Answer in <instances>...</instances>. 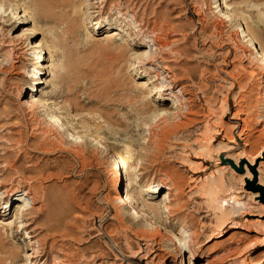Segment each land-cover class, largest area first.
Instances as JSON below:
<instances>
[{
    "label": "rangeland",
    "instance_id": "obj_1",
    "mask_svg": "<svg viewBox=\"0 0 264 264\" xmlns=\"http://www.w3.org/2000/svg\"><path fill=\"white\" fill-rule=\"evenodd\" d=\"M227 12L230 22L223 15ZM14 14L26 15L22 25ZM244 25L254 26L249 27L258 33L256 41L264 43V0H0V141L14 144L4 146L9 151L0 214L7 212L4 220H9L20 204L31 206L30 199L24 200L31 182L33 195L46 194L63 216L56 231L53 222L38 221L46 226L33 240L34 248H27L31 239L26 231L8 233L5 242L12 244L0 246V264H180L182 258V264H220L221 257L238 248L244 255L240 260L246 257L248 264L261 259L264 245L249 247L262 240L264 223L251 222L259 218L246 214L261 210L223 217L232 210L229 195L251 205L255 200L240 175L222 162V152H214L226 131L238 138L243 123L235 120L236 112L244 110L252 149L264 153V61L257 56L258 45L241 34ZM33 27L40 29L38 34L19 36ZM119 28V41L107 42L108 32ZM153 36L167 47L143 45ZM34 41L43 42V48L30 49ZM143 50L152 60L166 54L178 74L175 94L160 68L162 60L136 61ZM35 77L44 84L33 85ZM32 85L37 92H30ZM32 95L43 108L28 103ZM176 104L179 112L170 115ZM211 127L220 134H210ZM66 129L79 139L71 142ZM86 129L104 141L85 145ZM209 134L211 157L191 165L196 152L208 154L199 145ZM120 142L137 148L132 161L135 170L142 168L139 186L131 190L125 175L119 179L116 172ZM220 166L226 169L223 186L217 188L204 179ZM42 167L40 174L28 172ZM128 190V197L156 206L154 212L117 203L118 191L125 198ZM170 212L172 238L163 223ZM16 244L20 249L12 253Z\"/></svg>",
    "mask_w": 264,
    "mask_h": 264
},
{
    "label": "bare ground",
    "instance_id": "obj_2",
    "mask_svg": "<svg viewBox=\"0 0 264 264\" xmlns=\"http://www.w3.org/2000/svg\"><path fill=\"white\" fill-rule=\"evenodd\" d=\"M213 1V0H212ZM215 2H217V1H215ZM215 2H214V4L213 5H215ZM217 4V3H216ZM212 5V4H211ZM225 5V4H224ZM219 7H220V3H219V5H218ZM218 6H212V9L213 8H217ZM227 6V5H226ZM254 6V5H253ZM220 9H223V8H220ZM225 9H226V7H225ZM230 9V8H229ZM228 10V9H227ZM226 10V11H227ZM229 11V10H228ZM26 11L24 10V14H26L25 13ZM218 12H220V11H218ZM20 15V14H14V17H13V19H15V21H17V22H19V24L20 25H22L24 22V20H22L24 17H26V15ZM223 15H225L224 17L225 18H227V21H229L230 19H231V17L232 16H230V14L227 12V13H223ZM28 16V15H27ZM233 18V17H232ZM232 20V19H231ZM236 21V20H235ZM230 22V21H229ZM248 23V22H247ZM246 23V24H247ZM244 24V23H243ZM253 25V24H252ZM242 24H241V28H242ZM245 26V25H244ZM249 26H251V25H249ZM249 26H245V28H243L240 32H241V34L244 36V38H248V42H250V44L251 43H256L257 45H258V49H256L257 50V56H259V58H261V60H263L264 61V43H262L261 44V41H256L257 40V34L258 33H254V29L253 30H251L254 26H251L252 28L250 29V27ZM258 27V26H257ZM43 28V27H42ZM255 28V27H254ZM44 29V28H43ZM257 29V28H256ZM37 30H40V29H38V28H36V27H33L31 30H29V31H31V32H29V33H25V31L23 30V31H21V34L19 35V36H23V35H27V34H31V35H34V34H38V31ZM42 31H44V30H42ZM257 31V30H256ZM255 31V32H256ZM41 32V31H40ZM49 32V31H48ZM122 32V29H120L119 28V30L118 29H114V30H111L110 32H108V34H107V36H106V39H107V42H109V43H111V42H117V41H119V37H122L121 36V33ZM242 35H240V36H242ZM257 35V36H256ZM28 36V35H27ZM262 36V35H261ZM34 36H32V38H33ZM94 38V37H93ZM148 38V37H147ZM262 40V39H261ZM146 43H153L152 45L153 46H155V45H158L159 46V48H165V47H167V45L166 44H163V43H161L160 42V40L157 38V37H155V36H153L152 37V39H149V40H145V42L143 43V45H146ZM0 44H2L1 42H0ZM30 46V49H32V50H34V49H41V48H43L42 46H44L43 45V42H41V41H34V42H31L30 44H29ZM251 46H254L253 44L251 45ZM158 49V48H157ZM29 50V49H28ZM174 52V51H173ZM176 52V51H175ZM166 54H164V53H161L160 54V56L157 58V60H162L163 61V66L162 67H160L161 69H162V72L164 73V74H166V79H170L171 81H172V83L175 85V87H173V88H170L169 90H173V93L175 94V89L177 88V86L179 85V83L176 81V79H177V77H178V74H177V70H175V69H172L171 67H170V63H171V61H169V60H167V58H166V56H165ZM36 57L37 58H35V63L34 64H37L38 62H36L39 58H40V52L39 53H37L36 54ZM152 57V56H151ZM150 57V55L146 52V51H142V52H140L138 55H137V58H136V61L137 60H141V59H143V60H150L149 62H148V60L146 61V62H148V64L149 63H154V62H156L157 60H152L153 58H151ZM42 58V57H41ZM176 59V58H175ZM39 61V60H38ZM173 61V60H172ZM132 65V64H131ZM134 65V64H133ZM133 65H132V67H133ZM38 67V66H37ZM131 67V68H132ZM36 68V67H35ZM44 69V68H43ZM130 69V68H129ZM135 68H133V70H134ZM137 69V68H136ZM41 70V69H40ZM132 70V69H131ZM231 72V71H230ZM38 73V72H37ZM36 72H34L33 73V75H36L37 74ZM230 74V73H229ZM231 74H232V72H231ZM42 75V74H41ZM44 75V74H43ZM233 75V74H232ZM161 79V78H160ZM32 82H33V85H37V86H39V85H41V84H44V82L45 81H43L42 80V78L40 77V78H33V80H32ZM238 83V82H237ZM32 85V88H31V91L30 92H37V87H35V86H33ZM173 85V86H174ZM179 94V93H178ZM170 96H174L173 94H170ZM178 97V96H177ZM240 98V97H239ZM174 99V98H173ZM242 101V100H241ZM28 103L29 104H32L33 106H35V107H37L38 109H40V108H43L41 105H43L42 104V101L41 100H37V99H35V97L32 95L31 97H30V100L28 101ZM237 104H238V102H237ZM180 105V104H179ZM179 105H175L174 107H172V113H170V115H176L178 112H177V110H180V106ZM238 105H240V104H238ZM41 106V107H40ZM40 107V108H39ZM180 107V108H179ZM239 107V106H238ZM223 108V107H222ZM239 108H237V110H238ZM170 110V109H169ZM176 110V113L174 112ZM236 110V111H237ZM161 111V113L162 114H164V115H166V114H169V112H167L166 110H160ZM181 112V111H180ZM47 113V112H46ZM210 113H212V112H210ZM237 113V116L235 117V120L236 121H241L242 123H243V127H242V129H241V132L240 133H238V138H236L235 137V135L233 134V133H231L233 130H229V127H231V125L230 126H228V129L227 130H229L228 132L229 133H231V134H229L227 131H226V133H225V135L227 136V138L225 139V141H224V143L221 145V146H219L218 148H216L215 149V151L214 152H218V151H221L222 152V154L225 156V159H224V161H226V160H232L233 162H234V164H235V166H238V164H239V162H241V164H242V167H243V169H244V171H245V174L246 175H244V177L245 178H247L248 180H250L252 177H253V175H252V172H251V170L253 169V168H256L257 167V171H258V173H261V171H262V168L264 167V153L262 154V155H259V153H260V151H258L257 150V152L256 151H254L253 149H252V145H253V136L251 135V133H250V129H248L249 128V116H247L248 114H246L245 112H244V110H239V111H237L236 112ZM213 114V113H212ZM212 114H211V116L210 117H213L212 116ZM51 115V114H50ZM53 115V114H52ZM51 115V116H52ZM214 115V114H213ZM241 115H242V118H241ZM56 115L54 114V117H55ZM52 118H53V116H52ZM51 119V118H50ZM59 119V118H58ZM218 120V119H217ZM58 120H57V117H56V122H57ZM220 121V120H219ZM259 121V120H258ZM211 121H210V119H208V125H209V123H210ZM214 122H215V120H214ZM260 122V121H259ZM53 123V122H52ZM216 123V122H215ZM226 123V122H225ZM211 124V123H210ZM218 124V123H217ZM220 124L222 125L223 123L220 121ZM212 125V124H211ZM223 125H225L226 126V124H223ZM251 125V124H250ZM216 126H218V125H216ZM220 126V125H219ZM241 126V125H240ZM221 127H223V126H221ZM252 127V126H251ZM224 128V127H223ZM226 128V127H225ZM70 129V128H69ZM69 129H66V132H67V135H68V137H70L69 139H70V141L71 142H73V141H77L79 138H75V136L73 135V134H75L74 132H73V134H68L69 133ZM252 129V128H251ZM73 130L75 131L76 130V128H74L73 127ZM224 130V129H223ZM247 130L249 131V132H247ZM254 130V129H253ZM237 131V130H236ZM211 132H215V134L217 133V134H220V133H218V130L217 129H213L212 127L210 128V134H211ZM85 135H84V137H85V141L84 142H82V141H80V143L82 142V143H84L85 145H87L88 143L89 144H91V143H96V144H101V140H103L104 141V139H102V138H100L99 136H97V135H93V133L92 132H90L88 129H86L85 130ZM236 133V132H235ZM257 133V132H256ZM114 134V133H113ZM208 135L207 137L206 136H204V137H206V140H204V141H202L201 143H200V145H199V151H204V152H208V154H206L205 156H201L200 155V153L199 152H196L195 153V155L197 156H195V157H192V159H195V161L194 162H190L189 161V163L191 164V165H193V164H195V166L198 164L199 165V160H201V159H203V157H211L210 156V151H211V146H210V144H211V135ZM206 135H207V133H206ZM221 136V135H220ZM225 136V137H226ZM72 138V139H71ZM114 138V137H113ZM223 138V137H222ZM3 139V138H2ZM117 139V138H116ZM116 139H113L112 140V142H114V141H116ZM69 141V140H68ZM87 141H88V143H87ZM105 143H109V144H111L112 142H108L106 139H105ZM140 141V140H139ZM138 142V141H137ZM136 142V144H138ZM6 143V144H5ZM61 143V142H60ZM64 143V142H63ZM115 143V142H114ZM120 143H122L121 144V147H122V150H121V152H119V154H117L118 156H116V158H117V165H116V172H117V176L119 177V179H120V173H123L124 175H125V177H126V181L128 182V184H127V186H126V188L127 189H132V188H134V187H138L139 186V182H140V179L138 178V180L136 181V179H137V177H139L140 175H141V166H139V170H135V169H137L136 167L137 166H135L134 164H135V162L134 161H132V157H133V155L134 154H132L133 153V151H135L134 149H133V147H134V145L133 144H130V143H127V142H120ZM205 143H207V145H205ZM104 144V143H103ZM136 144H135V146H136ZM8 146V148H9V146H10V148L12 147V145H14V144H9V143H7V142H5V140H3V141H0V151L2 152L1 154H0V184H1V186H2V179H1V177H3L4 175V173L6 172V170H5V163H4V161H5V159H4V157L5 156H7V154H8V151L9 150H7L6 148H4V146ZM75 145V144H74ZM108 145L106 144V147H107ZM138 146H139V148L141 147L139 144H138ZM137 147V146H136ZM247 147H249V152H247L246 153V148ZM135 148V147H134ZM39 150H41V149H39ZM3 151H6L5 153H3ZM42 151V150H41ZM137 151V150H136ZM40 152V151H39ZM116 155V154H115ZM136 155H137V153H136ZM190 155V154H189ZM194 155V154H193ZM217 155V154H216ZM219 155V154H218ZM137 158H139L140 159V153H138V156H137ZM136 158V159H137ZM83 160L84 161H87L88 160V156L87 155H84L83 156ZM134 160V159H133ZM187 160H188V158H187ZM186 160V161H187ZM218 160V159H217ZM139 161V160H138ZM215 162V161H214ZM4 163V164H3ZM223 163H225V162H223ZM2 164V165H1ZM18 164V163H17ZM216 164H218L217 162H216ZM46 165V164H45ZM225 166H228L229 167V165H227V164H225ZM12 167H14V170H16V172H18L19 173V171L16 169L17 168V166H12ZM47 167V166H46ZM8 168H10L11 169V167L9 166V167H6V169H8ZM190 168V167H189ZM198 168H199V166H198ZM43 169H44V167H42V169L41 170H28V172H32V173H38V174H40V173H42V171H43ZM224 169H226V167H222V166H220V167H218V168H215V169H213L211 172H209L207 175H206V177H205V179L204 180H206L205 182L206 183H210L212 186H215V187H217V188H219V187H221V186H223L222 184H223V172H224ZM229 169L231 170V168L229 167ZM9 170V169H8ZM12 170V169H11ZM10 170V171H11ZM232 171V170H231ZM119 172V173H118ZM15 174V173H14ZM19 175V174H18ZM124 177V176H123ZM198 181H201V179L200 180H198ZM239 181V180H238ZM258 181H259V184L260 185H263L264 186V183H262V180H261V178L260 177H258ZM6 182V181H5ZM28 183V182H27ZM205 183V184H206ZM30 185H29V187H30V189L26 192V194H25V198H24V200H31L32 201V204H31V206H28L27 207V209H24V207H23V205L24 204H20L19 206H17V209L15 210L16 212L14 213V216L12 217V219H9V220H4V218H6V217H8L9 216V214L6 212V213H4V214H0L1 215V217L3 218V220H0V225H1V227H0V246H6V245H11L12 243V241H8L7 243L5 242L6 240H7V237H6V235H9V234H11V233H17V234H19V233H23L24 231H26L27 233H28V236H26V239H31V241H30V243L28 244V249H30L31 247L32 248H34V245L36 244V242H33V240L34 239H36L37 237H39V235L42 233V231L45 229V226L46 225H43L42 224V222L41 223H39L38 224V221L39 220H41V219H43V220H46V221H48V222H53V224H51V230H53V231H56L57 230V228H58V226H59V223L61 222L60 220L62 219V217L63 216H61V217H59L60 216V209H59V207L57 206V205H55L54 204V202H53V200L50 198V197H48L46 194H42L41 196H35V195H33V193H34V191H35V186H33V184L30 182L29 183ZM204 184V185H205ZM173 186V185H172ZM207 186V185H206ZM211 186V187H212ZM214 187V188H215ZM11 188V187H10ZM6 189H8L9 191H12L11 193H15L16 194V192H14L15 191V189H9V187H6ZM166 190H168V192H171L172 191V187L171 186H169ZM216 190V189H215ZM223 190H224V188H223ZM145 191H149V189H146ZM217 191V190H216ZM152 192V195L153 194H156L157 193V191H151ZM203 192V191H202ZM43 193H45V192H43ZM126 197L124 198L123 196H122V191H121V193H120V191H118V195H117V197L115 198L116 199V202L117 203H124L126 206H128V208H130V209H132L133 211L135 210V206L136 207H140L142 210L143 209H147L146 211H148L147 213H149V211H151V212H154L152 209L153 208H155L154 206H153V204H150V203H147V204H145V203H142V202H140L138 199H137V197L136 196H129L128 197V195H129V190L126 192ZM223 194V193H222ZM167 197H169V193L166 195ZM252 196V198L254 199H256L257 197H259V195L258 194H252L251 195ZM228 199L231 201V203H233V205L231 206L232 207V210H231V212H226V213H224L223 214V217H227V216H229V215H233V213H237V212H240V211H245L246 209H250L252 206L247 202V201H238V200H235V197L233 196V195H229V197H228ZM228 199H226V200H228ZM237 199V198H236ZM240 199V198H239ZM222 202V201H221ZM225 204V203H224ZM249 204V205H248ZM40 205V206H39ZM155 205V204H154ZM158 206V205H157ZM159 207V206H158ZM11 208V207H10ZM26 208V207H25ZM222 208V207H221ZM260 208H262V206H260ZM158 209V208H157ZM223 209V208H222ZM230 209V208H229ZM144 211V210H143ZM145 211V212H146ZM233 212V213H232ZM249 212V211H248ZM136 213H137V211H136ZM157 214V213H156ZM249 215H253V214H250V213H248ZM263 214H264V212H262V214H256V215H253V216H257V217H263ZM157 215H159V214H157ZM174 216V213H168L167 214V216H166V218L163 220V223L165 224V230L164 231H166V236H168V237H174V234H173V232H172V227L169 225V223H170V219L172 218ZM176 216V215H175ZM49 217V218H48ZM59 217V218H58ZM222 217V218H223ZM48 219V220H47ZM228 219V218H227ZM251 222H254V223H260L261 221L259 220V219H255V220H253V221H251ZM163 223H162V225H163ZM222 223V222H221ZM224 223V222H223ZM168 224V225H167ZM223 225V224H222ZM160 226V225H159ZM220 226V225H219ZM43 227H44V229H43ZM253 229V228H252ZM180 232V231H179ZM9 233V234H8ZM263 234V233H262ZM182 235V234H181ZM186 235V234H185ZM256 235V234H255ZM264 235V234H263ZM11 238V237H10ZM178 240V239H177ZM253 240V239H252ZM251 240V241H252ZM257 239H255V241H256ZM261 240V239H260ZM47 240H45V242H46ZM255 241H253V244L251 243V245L250 244H248V247H249V245H250V247H249V250L250 249H252V248H254V247H256V246H260L261 244H263L264 245V236H263V238H262V240L259 242V243H257V242H255ZM258 241H259V239H258ZM182 242V241H181ZM255 242V243H254ZM36 246V245H35ZM247 246V245H246ZM248 247L247 248H244V250L245 249H248ZM13 250H12V253L14 252V251H16V249H20V246H19V244H16V245H13ZM189 249V248H188ZM239 250H240V248H238ZM238 249H236V254H233V253H230V252H228L227 254H226V256H224V257H221L222 259L220 260L219 258H218V261L220 260V264H228V262L229 261H239V263L240 264H248V263H246V260H245V258H244V260H240L243 256H242V253H241V255H240V253H237V252H239V250ZM190 250V252H192L191 251V249H189ZM231 251V250H230ZM235 251V250H234ZM246 251V250H245ZM245 251L243 252V253H245ZM232 252V251H231ZM242 252V251H241ZM252 252V251H251ZM26 255H28L27 257L28 258H31V259H33V258H35L36 256L35 255H33V253H31V254H26ZM233 255V256H232ZM239 256H242L241 258L239 257ZM263 256V255H262ZM183 259V258H182ZM182 259L180 260V264H182ZM249 259V258H248ZM217 261V258L216 259H214V260H212V262L213 261ZM250 260V259H249ZM212 262H209V263H212ZM215 263H217V262H215ZM214 264V263H213ZM253 264H264V256L261 258V259H259V260H256V261H254L253 262Z\"/></svg>",
    "mask_w": 264,
    "mask_h": 264
},
{
    "label": "water",
    "instance_id": "obj_3",
    "mask_svg": "<svg viewBox=\"0 0 264 264\" xmlns=\"http://www.w3.org/2000/svg\"><path fill=\"white\" fill-rule=\"evenodd\" d=\"M222 162H225V164L229 165L232 172L239 174L242 181H245V189L247 191L246 193L249 194L252 201L255 200L254 201L255 203H253V205L250 204L252 206L251 208L256 209L257 207H259V209L261 210L260 214H262V212H264V186L259 184V181H258L259 173L257 171V167L253 168L251 170L253 177L250 180H248L247 178L244 177V175H246V174H245V171L242 167L241 162H239L238 166H235V164L232 160L224 161V159H223ZM261 177H262V179H261L262 183H264V175H261ZM252 194H254V195L258 194L259 197H257L256 199L255 198L253 199L251 196ZM260 206H262V208H260ZM246 210H250V209H246ZM246 214H248V213H246ZM250 214L256 215V213H250ZM255 218H259L260 221L262 223H264V221H263L264 220V214H263V217L262 216L261 217H252L251 219L253 220Z\"/></svg>",
    "mask_w": 264,
    "mask_h": 264
}]
</instances>
